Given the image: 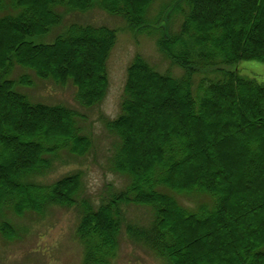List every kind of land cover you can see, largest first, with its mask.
I'll return each instance as SVG.
<instances>
[{"label": "trees", "instance_id": "1", "mask_svg": "<svg viewBox=\"0 0 264 264\" xmlns=\"http://www.w3.org/2000/svg\"><path fill=\"white\" fill-rule=\"evenodd\" d=\"M184 1L179 30L169 29L158 43L185 73L179 78L161 73L137 55L129 67L121 113L107 123L121 140L111 169L130 176L125 190L115 193L107 205L112 202L114 218L126 206L152 205L154 222L130 226L129 231L172 264H199L201 259L206 264H264V235L257 238L262 233L258 229L264 231L260 212L264 175L253 182L254 192L246 187L239 170L253 171L249 158L257 155V165L264 168V83L220 67V77L204 78L194 88V75L200 69L242 59L264 61V0H245L244 6L236 0ZM153 2L0 0V32L5 35L4 40L0 38V218L6 211L23 215L42 212L51 204L84 203L80 173L51 184L38 176H45L64 150L84 156L93 145L85 128L87 115L64 103L31 101L17 86L33 85L32 77L23 74L15 80L9 75L20 65L60 85L71 81L77 88V102L93 107L107 95V63L117 38L114 29L94 24H72L52 44H36L29 37L46 34L62 22L59 5L85 11L98 4L124 16L132 28H148ZM223 9L229 13L221 14ZM86 50L92 52L90 62L83 59ZM172 97L175 102L170 101ZM220 112L225 123L204 122L212 124L213 114ZM231 127L240 132L246 147H241ZM141 149L146 153L141 154ZM237 150L241 157H236ZM195 155L204 158L206 166L192 164ZM171 193H208L214 202L192 209ZM238 195L249 204L233 202ZM95 216L90 211L83 217L80 232L92 233L87 254L95 253L92 259L101 261L118 247L117 234L113 235L106 216ZM6 225H0V233L4 234ZM239 228L244 239L238 236ZM202 230L209 231L205 232L209 241L201 238Z\"/></svg>", "mask_w": 264, "mask_h": 264}, {"label": "rangeland", "instance_id": "2", "mask_svg": "<svg viewBox=\"0 0 264 264\" xmlns=\"http://www.w3.org/2000/svg\"><path fill=\"white\" fill-rule=\"evenodd\" d=\"M236 1L243 6L248 4L245 0ZM182 6L183 2L181 0H155L148 10V18L151 20L150 25L154 28V31L166 28L168 32V26L171 24L174 31L178 30ZM56 9L65 14L64 22L62 21L63 24L54 27L46 34L29 37L30 41L36 44H52L58 36L63 35L67 31V27L71 23L105 25L117 29L116 43L110 52L107 63L109 88L107 95L98 105H94L93 107L80 105L76 100L77 88L72 82L60 85L52 79H39L36 77L34 71L23 66H18L9 75L13 79H17L19 75L26 73H30L33 76L34 85L32 87H17L31 101H40L46 104L64 103L87 115L88 120L86 121L85 128L93 140L91 151L83 156L72 155L68 150H64L53 161L45 176L42 175L40 178L38 176V179L41 181L51 184L64 176L80 173L82 177L81 182L84 187L82 197L86 201L80 206L51 204L42 212L39 209V212L28 211L23 215L8 211L7 214L0 218V224L7 223V230L3 227L5 232L4 234L0 233V264H97L96 262L98 261L92 259L95 253L91 256L87 254V246L88 248L90 245L92 246L90 242L92 233L77 232V227L82 222L83 217L88 216L90 211L91 213H95V217L100 214L103 217L106 216L107 221L113 227V235L117 234L116 245L118 247L112 250V252L110 251L112 254L106 258L104 263L100 264H172L166 256H162L158 252L151 250L145 243L135 240L131 231H129L130 226H148L154 222L155 210L152 205L126 206L121 214H116L115 218L112 202L107 205L113 195L124 191L126 185L129 183V178L115 174L111 169L112 156L120 145L121 140L117 137L116 133H113L108 128L107 123L110 120L117 119L121 113V104L125 98V86L127 84L129 67L137 56V53L144 56L161 73L179 76L183 70L175 65L165 53L160 51L155 35H149L145 30L146 28L131 29L126 19L122 16L112 15L98 5H94L85 11L74 10L62 5L57 6ZM232 9L231 7L230 10ZM219 12L223 14L227 10L223 9V11L220 10ZM4 36V33L0 32V38L3 39L5 38ZM89 52V50H86V52L82 53L83 59L86 62H90L89 55L92 52L90 54ZM221 67L226 70L238 71L243 76L264 82V61L247 59L222 64ZM218 73L217 67H207L200 70L195 75V87L198 85L197 81H201L203 78H216ZM174 98H170V101L175 102ZM173 104L172 106H174ZM224 104L225 102L221 106ZM220 114L221 112L216 116L213 114L212 124L208 120H204V122L207 125L225 123L219 117ZM249 121H253V118L249 117ZM173 123L175 126L177 125L176 122ZM229 131H231L241 147L244 146L240 132L233 127L229 128ZM139 143L141 142L139 141ZM140 146L143 145L141 144ZM142 153H146L145 149H141ZM234 153L236 157H241L239 150ZM249 160L251 165H254L253 171L246 167H241L239 170L244 178L246 187L255 192L253 182L259 175L263 177L264 168L259 163L257 165V162L260 160L259 155L255 158L250 157ZM204 161V158L195 155L192 160L193 163H191L206 166ZM222 174L227 173L223 171ZM227 177H230V175L228 176L227 174ZM263 178L262 181L264 180ZM235 179L231 177L232 181H235ZM171 195L175 196L183 206H188L192 209H196L200 204L211 206L214 202L213 197L208 193L196 195L171 193ZM240 200L244 206L247 203L249 204L248 200L245 201L244 198H239V195L235 197L233 202ZM85 204H88L90 208H86ZM260 212L264 214V206L261 207ZM202 231L201 238L204 241H209V234H205V232L209 231ZM261 231L262 233H260ZM237 232L240 238L245 237V233L240 228ZM258 233L260 234L257 238L264 235V231L261 229H258ZM179 234L182 240L181 233ZM214 235L216 238L219 237L216 233ZM244 247H246V244L239 249H245ZM240 250L236 252L237 257H239L238 253ZM85 256L88 262H86ZM91 260L94 262L89 263ZM206 262L201 259L199 264H206ZM256 263L257 261L254 264Z\"/></svg>", "mask_w": 264, "mask_h": 264}]
</instances>
